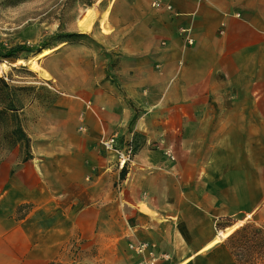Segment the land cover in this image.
Masks as SVG:
<instances>
[{"label": "crops", "instance_id": "0c3cea01", "mask_svg": "<svg viewBox=\"0 0 264 264\" xmlns=\"http://www.w3.org/2000/svg\"><path fill=\"white\" fill-rule=\"evenodd\" d=\"M100 1L103 29L41 59L56 95L26 109L31 156L0 162V264L82 243L98 264H135L125 244L140 240L161 264H240L235 229L214 240L264 218V0ZM111 135L136 147L123 178L99 147Z\"/></svg>", "mask_w": 264, "mask_h": 264}, {"label": "rangeland", "instance_id": "374dc122", "mask_svg": "<svg viewBox=\"0 0 264 264\" xmlns=\"http://www.w3.org/2000/svg\"><path fill=\"white\" fill-rule=\"evenodd\" d=\"M99 4H102L100 0H0V45L27 44L36 47L38 52L45 47L55 50L63 44L87 42L90 36L87 31L95 21L98 20L103 29V15L97 19ZM35 54L18 50L14 56L0 57V77L9 85L4 88L0 83V162L13 157L21 161L31 156L30 139L27 144L17 127L28 137L25 127L34 122L38 110L27 111V114L26 109L32 105L50 106L55 100L53 79L43 68L42 58L36 59ZM5 106L8 109L2 113ZM254 196L257 202L260 195ZM257 210L244 215L243 222L239 221L232 231L246 224L250 226L249 231L259 228L264 236V218L258 219ZM225 223L224 220L217 222L216 227ZM243 244V251L235 250L246 254L239 258L242 264H264L262 243L251 252L252 248L243 238L235 240V247ZM125 247L128 249L127 244ZM67 251L53 264H98L96 244H77L76 248L67 247Z\"/></svg>", "mask_w": 264, "mask_h": 264}, {"label": "built area", "instance_id": "2783aa9c", "mask_svg": "<svg viewBox=\"0 0 264 264\" xmlns=\"http://www.w3.org/2000/svg\"><path fill=\"white\" fill-rule=\"evenodd\" d=\"M152 5L164 8L170 11L174 16H178L177 10H175L168 3H164L163 1H154L152 2ZM178 30L186 44L191 45L194 43L193 36L188 26L181 25L178 27ZM99 144V147L103 152L116 155V165L119 169H122L127 163L131 162L136 151V147L132 141H127L121 144L115 135L102 139ZM127 247L132 254L137 256L135 264H161L171 258L169 253L156 250L155 246L147 240H140L136 242L129 241L127 243Z\"/></svg>", "mask_w": 264, "mask_h": 264}, {"label": "trees", "instance_id": "16d2710c", "mask_svg": "<svg viewBox=\"0 0 264 264\" xmlns=\"http://www.w3.org/2000/svg\"><path fill=\"white\" fill-rule=\"evenodd\" d=\"M27 51L30 53H34L37 52L38 49H36V47L31 46V45H27V44H18L15 46H11V47H5L0 45V57L1 58H8L11 56H14L16 51ZM0 83L4 88H8V83L0 77ZM8 109L7 106L4 107V109L2 110V113H5V110ZM18 131L21 132L22 136L26 138V143L28 144L29 142V138L26 136V134L24 133L23 129L18 126L17 127ZM121 177L123 178L124 176V167L121 170ZM250 226L243 224L240 227L236 228L226 239L227 243H228V247L230 248L231 252L234 253L237 256L238 262L240 264L241 261L239 258H241L242 256L246 255L244 253H236L235 250L239 249L240 251H243L245 245L243 244V246H239V247H235V240L236 239H240L243 238L245 242H248L249 246L252 248V250H250L251 252L255 251L256 249H258L260 247V243H262V248L264 249V236L262 231L259 228H253L250 231L248 229ZM249 251V250H248ZM264 251V250H263ZM54 261H51L47 264H53ZM251 264H256L255 262H252Z\"/></svg>", "mask_w": 264, "mask_h": 264}, {"label": "bare ground", "instance_id": "6f19581e", "mask_svg": "<svg viewBox=\"0 0 264 264\" xmlns=\"http://www.w3.org/2000/svg\"><path fill=\"white\" fill-rule=\"evenodd\" d=\"M53 50H54V48H50V47L42 48L41 50H39L35 54V57H36V59L45 57L46 55L50 54ZM236 225L237 224H234L233 226H231V227H229L223 231L218 232V236L215 238L214 241L225 238L232 231V229L236 227ZM180 264H182V263H180Z\"/></svg>", "mask_w": 264, "mask_h": 264}]
</instances>
